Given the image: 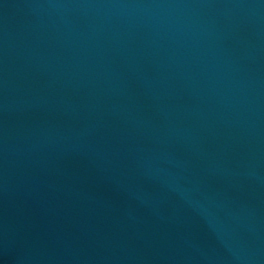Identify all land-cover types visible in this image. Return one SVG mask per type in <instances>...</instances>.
<instances>
[{
  "label": "water",
  "instance_id": "obj_1",
  "mask_svg": "<svg viewBox=\"0 0 264 264\" xmlns=\"http://www.w3.org/2000/svg\"><path fill=\"white\" fill-rule=\"evenodd\" d=\"M0 264H264V0H0Z\"/></svg>",
  "mask_w": 264,
  "mask_h": 264
}]
</instances>
